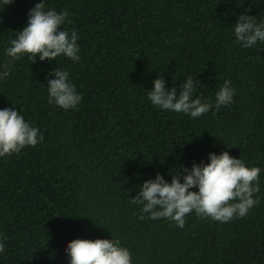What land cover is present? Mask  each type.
Segmentation results:
<instances>
[{"label":"trees","instance_id":"1","mask_svg":"<svg viewBox=\"0 0 264 264\" xmlns=\"http://www.w3.org/2000/svg\"><path fill=\"white\" fill-rule=\"evenodd\" d=\"M38 0H0V65ZM70 16L80 60L25 55L0 79V108L14 107L43 133L36 146L0 157V264H69L74 238L119 240L132 264H264V171L259 203L226 223L194 212L183 228L141 218L131 203L144 179L228 151L264 169V43L241 48L232 24L245 11L264 19V0H45ZM69 71L79 106L48 103L47 79ZM188 76L214 102L225 79L233 103L192 119L147 99ZM195 190V189H193Z\"/></svg>","mask_w":264,"mask_h":264},{"label":"clouds","instance_id":"2","mask_svg":"<svg viewBox=\"0 0 264 264\" xmlns=\"http://www.w3.org/2000/svg\"><path fill=\"white\" fill-rule=\"evenodd\" d=\"M9 2V0H8ZM244 13L236 17L232 24L234 42L241 48L264 43V19ZM70 16L67 9L57 11L45 0H38L28 10L25 26L16 31L10 46L5 48L8 58L0 65V79L7 77L9 64L27 55L31 62L55 61L58 56L80 60L79 37L75 30H62ZM69 71L58 64L49 72L47 79L48 103L63 109L75 110L81 100V94L69 78ZM177 86L165 88L162 75L152 80V87L147 91V99L155 107L188 115L192 119L201 117L212 108L219 109L233 103L235 89L229 79H225L215 92L214 102L202 100L197 92V84L191 76L180 80ZM43 133L25 120L21 112L14 107L0 108V157L19 154L27 147L36 146L43 140ZM259 166H247L239 157L228 151L219 154L209 152L207 162H193L191 167L171 171V180L157 171L154 177L144 179L139 185L131 203L141 205V218L148 214L149 219L165 218L176 227L183 228L185 218L195 213L202 218H209L226 223L234 218L244 217L249 210L259 203L260 173ZM195 189V190H193ZM0 234V253L4 251ZM64 251L69 264H132L130 249L119 240L108 238H74L67 241Z\"/></svg>","mask_w":264,"mask_h":264}]
</instances>
